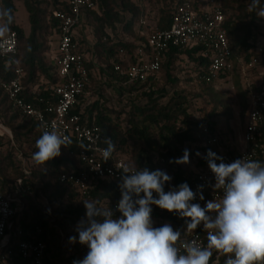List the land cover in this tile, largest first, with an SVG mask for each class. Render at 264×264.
<instances>
[{"label": "trees", "instance_id": "16d2710c", "mask_svg": "<svg viewBox=\"0 0 264 264\" xmlns=\"http://www.w3.org/2000/svg\"><path fill=\"white\" fill-rule=\"evenodd\" d=\"M94 1L95 9L84 12V20L77 29L76 37L79 41V51L84 55L87 82L83 94L71 112L79 114L84 124L98 126L103 144L107 147V138L110 139L115 146L112 153L122 158L129 166L137 170L148 168L150 171H165L172 180L164 187L170 183L179 186L186 182L191 188L196 173L207 165L205 157L208 150L214 153L220 150L234 153L237 150V146H231L229 142L231 132L228 122L231 115L228 107L217 101L212 87L216 81L231 76H242L238 64L235 63L230 72L210 78L208 66L211 50L205 45L197 44L183 51L170 48L162 54L158 73L164 70L166 81L160 87H157V77H149L142 83L130 80L121 70L140 60L137 54L139 48H143L145 52L149 51L146 45L147 34L153 29L168 28L176 6L188 2L198 10L199 4L205 0ZM15 2H21L27 13L28 34L14 21ZM156 3L159 7L154 9ZM250 3L251 0H221L224 12L223 27L227 39L233 55L243 62L255 54L257 45L264 43V18L259 17L256 11L249 10ZM261 7H264V0H261ZM0 8L9 11L11 22L2 18L3 26L7 25L6 31H15L18 43L17 53L12 59L0 55V79L9 80L13 77L14 70L19 67L23 73V99L41 109L54 104L56 96L52 88L59 80L53 59L55 52L48 63L45 62L43 53L46 46L39 36L51 34L57 42L58 20L53 16V12L66 10L67 5L63 0H0ZM85 26L89 27L94 37L93 42L89 41L84 32ZM261 59L264 63V52L261 53ZM181 60L191 63L198 81L205 87L206 95H203L202 99L205 104L211 105L209 108L207 105L199 108L197 115L190 108L191 99L183 90L176 88L179 80L173 75L174 65ZM116 65L120 70L115 69ZM98 67H101L100 73L98 72L100 82L92 91L93 94L92 72L98 70ZM258 73V70L253 69L243 77L246 80L245 86L240 90L243 98V123L249 95L264 86H255L249 82V78ZM168 84L172 87L171 95L167 89ZM236 84L238 85V82ZM104 85L110 88L117 101L125 99L128 108L107 106L102 92ZM92 96L95 99H88L93 98ZM122 114L124 117L120 119ZM0 116L5 119L4 124H0L4 128L8 126L12 133L7 140L0 135V188L5 194L11 195L10 192H13L14 198L18 200V210L12 217L13 229L3 251H10V254L5 260H0V264H32L18 251V243L22 240L44 244L43 264H73L74 261L82 260L89 250L86 245L78 242L76 232L78 222L86 214L83 201H95L101 206L114 209L121 198L118 187L121 178L96 179L85 194H81L68 183L60 182L59 176L62 173L84 169L77 157L79 145L73 138H70L71 143L67 147L61 146V154L58 157L46 164H40L42 169H33L30 172L23 170L20 162L13 157V147L8 145L11 142L20 143V139L25 138L35 147L36 141L43 133L42 126L14 109L1 88ZM221 119L225 121L224 127ZM18 120L20 123L13 126ZM204 128H207V132H203ZM211 136L220 137L218 145L205 144L204 141ZM185 149L190 154L188 164L170 163L182 157ZM256 160L264 163V154L260 153ZM41 180L42 187L39 191H49L48 199L51 205L48 209H43L39 202L36 184ZM152 219L154 227L168 223L174 230H180L182 239L193 233H185V219L168 211L160 212L159 207L155 205L152 206ZM18 229L21 231L19 234ZM194 232L202 234L205 238L201 225ZM72 236L77 237L75 243L69 240ZM67 243L72 246L71 250L65 248ZM225 259L226 257L214 252L210 264H224Z\"/></svg>", "mask_w": 264, "mask_h": 264}, {"label": "built area", "instance_id": "2783aa9c", "mask_svg": "<svg viewBox=\"0 0 264 264\" xmlns=\"http://www.w3.org/2000/svg\"><path fill=\"white\" fill-rule=\"evenodd\" d=\"M63 1L67 5V9L53 12V16L58 20V38L53 59L57 66L59 80L52 88L56 102L46 105L42 109L26 102L21 95L24 87L21 83L23 73L19 67L14 70V75L9 80L0 79V88L6 94L11 106L23 115L37 121L42 126L43 132L55 129L63 136L68 137L69 140L73 138L77 142L79 145L77 157L84 169L77 172H64L59 176V181L68 183L77 188L81 194H85L94 180L119 179L123 167L129 165L113 153L109 160L104 161L102 150L106 146L102 142L98 126L84 124L79 114L71 112L83 94L84 85L87 82L84 55L79 51V41L76 37L77 29L84 20V12L95 9L96 4L94 0ZM223 21L224 12L221 0H205L204 3L199 4L198 10L188 2L180 4L174 9L168 28L153 29L147 34L146 45L149 51L145 52L143 48H139L137 54L140 56V60L122 69L121 72L130 80L143 83L149 77H157L163 53L170 48H178L183 51L197 44L205 45L211 50L208 66L210 78H216L220 73L230 72L235 63L238 64L242 77L253 69L259 71L260 67H264L261 59V53L264 52L262 45L256 46L255 54L248 61L243 62L236 59L227 39ZM17 45L15 31H6L0 37V55L12 59L17 53ZM115 69L120 70V67L116 65ZM262 74L264 72L259 71L257 79L254 80L251 76L249 82L254 83L255 86L264 85ZM243 126L241 148L237 147L234 153L224 150L216 153L223 157L225 163L245 157L256 160L260 153L264 154V86L257 91H252L249 95ZM2 130L9 133L0 124V135H2ZM203 132H207V128H204ZM219 139V136H211L204 142L206 145H218ZM215 183V176L207 163L204 169L195 175L191 190L197 193V196L192 203H199L201 207H205L208 201L219 200L222 192L215 189ZM175 187L178 186L170 183L164 187V190L167 192ZM200 194L203 195V200L199 198ZM17 202V199L3 193L0 188V260H5L10 254V251L4 253L3 251L13 229L12 217L18 210ZM116 206L113 209L114 212ZM159 211L166 212L160 208ZM173 214L179 217L178 214ZM115 215L119 216L120 214L115 212ZM201 227L206 238L203 224ZM20 232L18 229L17 233ZM205 238L202 234L193 232L182 240H195L205 246ZM18 251L32 264H43L45 246L42 242L19 241Z\"/></svg>", "mask_w": 264, "mask_h": 264}, {"label": "clouds", "instance_id": "9594fccd", "mask_svg": "<svg viewBox=\"0 0 264 264\" xmlns=\"http://www.w3.org/2000/svg\"><path fill=\"white\" fill-rule=\"evenodd\" d=\"M249 10L264 18L261 0H251ZM0 18L11 22L8 10H0ZM6 30L7 25L0 26V35ZM70 143L55 129L44 131L36 141L33 160L46 164L61 154V146ZM114 149L107 138L104 161L111 158ZM189 156L185 149L182 157L170 163L188 164ZM205 159L215 176V189L222 192L219 200L208 201L205 207L192 203L197 193L186 182L165 192V184L172 180L165 171L125 165L115 209L119 216L110 206L83 201L86 214L76 232L78 242L89 250L73 264H210L214 252L226 257L224 264H264V163L247 157L225 163L211 150ZM199 198L204 199L202 194ZM153 205L184 218L185 233L203 224L206 246L182 240L181 231L168 223L154 227ZM69 240L75 243L77 237Z\"/></svg>", "mask_w": 264, "mask_h": 264}, {"label": "rangeland", "instance_id": "374dc122", "mask_svg": "<svg viewBox=\"0 0 264 264\" xmlns=\"http://www.w3.org/2000/svg\"><path fill=\"white\" fill-rule=\"evenodd\" d=\"M159 7V4H154V9H157ZM1 10V8H0ZM26 11L23 8L21 2H15V12H14V21L23 27L26 34H28L29 31V24L27 22V15ZM16 19V20H15ZM0 26H3L2 18H0ZM85 33L87 34V37L90 42L94 41V37L92 36V33L88 26L84 27ZM40 41L46 46L45 51L43 53L44 61L48 63V61L51 58V55L55 52L56 49V40L53 35L49 34H42L39 36ZM264 43H260L259 45H262ZM101 67H98V70H94L93 73V81L91 83V92L95 89L96 86L99 85V78H100V70ZM259 71L264 72V67H260ZM99 72V73H98ZM196 73L193 71V67L191 66V63H188L185 60H181L175 63L174 65V71L173 75L178 78V83L176 88L179 90H183L185 94L191 99L190 108L195 115L198 114V109L201 108L204 105H207L206 107L209 108L210 104H205L204 100L202 99L203 95H206L205 87L202 83H200L195 75ZM252 77L254 80L257 79V75L253 74ZM157 87L162 86L166 79L164 70H161L157 74ZM238 82V85L236 84ZM245 80L242 76L238 77H228L223 80L216 81L213 84L212 91H214L217 95V101L221 102L223 105L228 107V112L231 115L228 122L229 132L230 134V145L231 146H242L243 145V115H242V107H243V98L241 96V88L245 86ZM167 89L170 91V95L172 92V87L167 85ZM175 87V86H174ZM103 95L106 98V104L109 107H116L119 108H125L127 109L128 106L126 104V100L123 101H117L115 97L113 96L112 92L110 91V88L104 85L103 87ZM93 93V92H92ZM94 94V93H93ZM93 97V96H92ZM102 97V96H101ZM88 99H95L89 98ZM101 99V98H100ZM222 109V108H221ZM220 109V110H221ZM223 110V109H222ZM221 110V111H222ZM246 114V113H245ZM124 117L122 114L120 116V119ZM245 118V115H244ZM4 120L2 116H0V122L4 124ZM222 126H225V121L223 119L220 120ZM19 120L13 123V126L18 125ZM124 126V123L122 124ZM6 129L9 133L2 132V137L7 140V138L10 137L11 130L8 126H6ZM12 134V133H11ZM20 143H13L11 142L9 147H13V157L16 161L20 162L21 168L27 172L35 170L42 169L40 164H37L33 160V154L36 152L35 147L32 144H29V140H26L25 138L20 139ZM5 148V147H4ZM3 148V149H4ZM36 187L38 188V191L42 187V180L39 181L36 184ZM13 192H10L11 196L14 198ZM49 191H39V202L43 209H48L50 207L51 202L48 199ZM56 205V203H55ZM46 206V207H45ZM64 245H66V241L63 240ZM68 250H71L72 246H69L67 243V246L65 247Z\"/></svg>", "mask_w": 264, "mask_h": 264}, {"label": "crops", "instance_id": "0c3cea01", "mask_svg": "<svg viewBox=\"0 0 264 264\" xmlns=\"http://www.w3.org/2000/svg\"><path fill=\"white\" fill-rule=\"evenodd\" d=\"M239 148H241V146Z\"/></svg>", "mask_w": 264, "mask_h": 264}]
</instances>
